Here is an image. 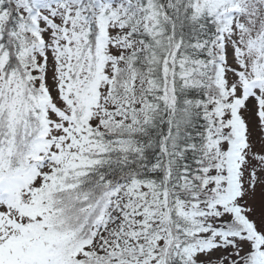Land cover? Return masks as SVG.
I'll use <instances>...</instances> for the list:
<instances>
[{
	"label": "snow or ice",
	"instance_id": "6c2138e0",
	"mask_svg": "<svg viewBox=\"0 0 264 264\" xmlns=\"http://www.w3.org/2000/svg\"><path fill=\"white\" fill-rule=\"evenodd\" d=\"M0 264H264V0H0Z\"/></svg>",
	"mask_w": 264,
	"mask_h": 264
}]
</instances>
